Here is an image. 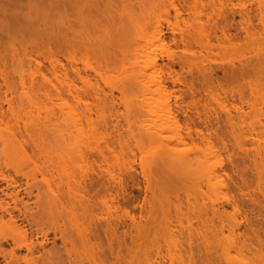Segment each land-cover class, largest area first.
Segmentation results:
<instances>
[{"label":"rangeland","instance_id":"rangeland-1","mask_svg":"<svg viewBox=\"0 0 264 264\" xmlns=\"http://www.w3.org/2000/svg\"><path fill=\"white\" fill-rule=\"evenodd\" d=\"M63 1L66 16L59 18L48 10L45 22L38 23L34 31L20 18L19 7L0 14V35L15 40L13 47L3 44L0 57L7 58V70L17 86L14 115L4 101L5 88L0 93V103L7 111L0 122V176L3 173L25 184L22 174H27L39 186L33 188L30 198L24 197L23 191L21 195L34 215L28 217L33 229L49 230L60 222L70 255L84 264H93L95 258L109 264L117 251L121 264H148L146 259L154 264H264V247L258 246L264 244V32L259 25L264 0H222L221 4L184 0L183 9L182 0ZM21 10L28 11L27 0L21 2ZM14 13L19 18L13 17ZM219 13L231 25L227 31L230 41L218 42L220 32L212 30L210 18ZM247 18L255 28L249 37L239 31ZM156 25L160 35L156 40L150 37L149 55L166 87L157 95L142 96L140 85L133 81L130 69L123 70L121 59L124 54L131 55L138 32L152 35ZM194 37L201 38V43ZM35 40L37 50L29 44ZM22 41L28 42L26 48L21 47ZM50 49L64 63L69 52L75 51L82 69L87 61L104 68L100 74L87 71L99 88L100 100L82 94L85 102H70L74 113L81 114L76 119L82 130L67 124L60 133L58 109L41 103V93L31 107L20 108L17 103L20 95L32 93L30 79L24 87L18 83L22 68L33 66V59L41 61L47 78L57 83L47 70ZM184 57L188 63L182 69ZM226 69L236 72L234 84L243 90L245 115L232 104ZM151 78L150 73L146 81ZM34 81L43 82L42 76L37 75ZM193 100L200 114L195 112ZM234 102L241 105L237 97ZM86 103L92 111L88 123L82 116ZM167 107L174 120L165 118ZM149 124L153 125L152 135L140 138L138 125ZM202 137L209 143H200L197 149L193 142ZM98 146L112 149H105L102 157L91 150ZM182 154L191 158L183 166ZM220 162L223 170L208 183L206 172ZM143 172L149 174L148 182ZM42 174L53 187L59 178L82 181L92 196V211L99 216L127 211L130 217L117 225L114 236L104 220L99 221L95 229L98 237L84 243L76 222L65 216L67 210L48 205ZM111 178L121 181V195L109 209L100 200L109 198ZM240 188L248 192L250 201L245 203L248 220L237 225L243 218H232L226 199L240 196ZM67 190L64 188V194ZM223 207L226 212L220 214ZM27 223L25 219L18 222L21 226ZM89 223L86 217L77 224L87 228ZM91 224L93 228L94 222ZM0 234L9 236L1 224ZM48 239L46 249L54 252L55 261L67 264L66 242L53 232ZM37 240L41 238L33 239ZM245 245L247 248L242 247Z\"/></svg>","mask_w":264,"mask_h":264},{"label":"bare ground","instance_id":"bare-ground-1","mask_svg":"<svg viewBox=\"0 0 264 264\" xmlns=\"http://www.w3.org/2000/svg\"><path fill=\"white\" fill-rule=\"evenodd\" d=\"M22 1L24 0H0V14H5L7 10H11V7H19L20 18L27 20V23L29 24V29L33 31L36 29L38 23L42 24L43 22H45V18L48 15V10L50 12H54V14H57L59 18H63L66 16L63 0H27L28 11L25 13L21 10ZM216 1L221 4L222 0ZM73 5L79 9V6L76 3ZM184 6L185 1L182 0V9L184 8ZM78 12H80V9ZM176 12L177 14H179L177 9ZM13 17L19 18L18 13H14ZM33 17L35 18V20L31 22V18ZM49 18L53 20V16L49 15ZM211 21L212 30L215 32H220V36H218V42L224 40L230 41L231 38L229 37L227 31L230 29L231 25L226 22L227 19L219 13L217 18H210V22ZM2 23L3 20L0 19V24ZM259 25L260 30L264 32L263 7L260 8ZM4 26L5 24L3 25V27ZM254 29L255 28L252 27V22L249 18L244 19L239 26V31L242 32L245 37L251 36L254 32ZM159 35L160 29L158 25H156L155 32L152 35H147L143 31L138 32L136 40L131 44V55L128 56V58L127 55L124 54L122 56L123 58L121 59V61L123 62V70H131L133 74V81H136V83L140 85V92L142 96L146 94L157 95L160 90L165 89L166 87V84L158 78L159 68L156 61L151 60L152 58L149 55V53H151L150 46L153 45V41H150V37L156 40L158 39ZM194 38L196 42L201 43V38ZM7 43L9 44V46L11 45L13 47L15 40L11 38L6 40L3 36L0 35V49L4 46L3 44ZM20 44L21 47L24 48L28 46V42L26 41H22ZM29 44L30 46L32 45L36 50L39 47L37 40H35L34 42H29ZM33 53L35 54V51H33ZM46 59L49 62V69L47 70L49 73H51L52 76L56 78L57 83H52L47 78L42 62L36 58L33 59V66H29L27 70H24L22 68L19 74L18 84L24 87L27 85V80L30 79V90L32 91L31 94L25 92L20 96L18 95L19 102L17 103L19 107H31L37 104L38 102L36 100L39 99L38 93H41V103L45 105L51 103L58 109L57 111L59 115L56 118L57 120L61 119L60 125L58 127V131L60 133H63L65 131V126L67 124H70V127L76 128L77 130H82V123L80 122V120L78 122V120L76 119L77 117H81V114L78 112L74 113L76 109L73 108L70 102L71 100H74L76 102H85V97L89 95H93L97 100H100L99 88L96 83H93L91 81L90 75L87 73V71L94 72L95 74H100L101 71L104 70L103 66L99 63L93 65L90 61H87L84 68L82 69L78 66L75 51L69 52L66 63H64L62 59L58 58L52 51V49H50V52L46 56ZM8 63L9 62L6 57H0V93L2 88H5L4 101L8 104V110L10 114L14 115V98H16V96H14L13 94L17 92V86L11 78L9 71L7 70ZM187 63L188 59L184 57L182 59V69H184V65ZM150 73L152 74V78L150 82H147L146 80L149 78ZM37 75L42 76L43 82L38 83L34 81ZM226 78L231 87L230 93L233 99L232 104L235 106L238 112L243 113L245 115L246 113L242 109V105L244 104V100H242L243 90L242 88L234 84V82L236 81V72H230L226 69ZM76 81H79L81 83V86H79ZM120 90L122 92L125 91L123 87L120 88ZM7 94H10L11 97L8 98ZM236 97L240 100L241 103V105H239L238 107L234 104ZM192 102L194 103L193 107L195 109V112L200 114L201 111L199 112L195 101L193 100L191 101V103ZM246 103H248V101H246ZM88 106L89 105H87L86 103L85 113L82 115L86 122H89L92 119V111ZM167 109L168 110H166V113L164 114L165 118H171L172 120H174L175 117L171 116V110L168 107ZM146 112H150L153 114L156 113V111H151L150 109H147ZM6 116L7 111L4 109L3 104L0 103V122ZM152 126V124H149L146 127L138 125L140 138H148V136H151ZM189 129L190 127L187 128L188 131ZM69 133L71 134V131H69ZM177 137L178 140H180L181 136L178 135ZM205 142L209 143L207 138L202 137L200 142L194 141L193 144L198 149V147H200V143ZM34 146L41 150L38 144H35ZM224 148H226L225 144ZM105 149L110 150L112 148H109V146H98L92 148L91 150L95 151L100 156L105 157ZM181 158L182 166L183 164H186L191 161V158L188 155L182 154ZM222 167L223 162H220L218 167L214 166L211 167V169H208L205 174L206 181L210 183L212 179H214L216 176H219L220 170H223ZM143 174L146 179H149L148 173L143 172ZM42 175L43 182L46 186V191L43 192V195L47 199L48 205H52L51 209L54 208L56 210H67L65 216L71 221L73 220L76 222L78 234L81 236V239L84 243L85 241L88 242L90 237L92 236L94 238L98 237L97 233L95 232V229L97 227L96 223H98L99 221L104 220L106 227L110 228L112 231L111 236H114L117 225L121 222L125 223L126 218L130 217L127 211L124 212V214H117L115 216L112 214V212L109 211L105 215L103 214L99 216L92 211L93 204L91 203H93V199L89 193V189L86 187V185L82 183V181L80 183L74 179L68 178L67 181L63 182L62 179L59 178L60 180L58 181L54 180L55 183L53 187L51 182L47 179L46 175ZM22 177L25 178V184L18 183L17 180L4 175L3 173L0 176V224L2 225L3 229L9 233V236L7 237L0 234V264H59L55 261L54 252H52L50 249H46V242L49 240V232H53L55 236H59L64 240L65 230L63 229V225L57 221L55 223V226L49 228V230H43L41 228L33 229L34 225L30 220H28V217H32L34 215L29 212L31 208L29 203H27V201H24V197L30 198L33 195V188H39V186L37 184H34V182H31L33 181V178L29 175L22 174ZM240 177L242 178L243 182H245V178L242 173L240 174ZM111 179L112 180L109 181V198L104 197L100 200V203L104 205V207H108L109 209L110 203L114 204V202L117 201V198H119L121 195L119 190V188L121 187V181L114 180L113 178ZM2 183H4L5 185L2 186ZM64 188L68 189L67 194H64ZM147 188H149V185L147 186ZM22 191L24 192V197L21 196ZM187 197L189 198L188 195ZM249 201L250 196L248 195L247 191L243 190V188H240V196L226 199V204L232 208V218L235 221L237 217L243 218V221L238 222L237 225H240L242 222H246L248 220V212L245 208V203ZM216 210L218 211V208H216ZM178 211H180V208H178ZM222 211L223 212L220 214H224V212H226L224 207ZM49 212L51 213V210ZM197 214L198 217H201L200 210L199 212H197ZM60 217H62V215H60ZM86 217L89 218V226L87 228L79 226L77 223L81 219ZM22 219L27 220L28 223L23 226L18 224V222L20 220L22 221ZM130 219L132 220L133 218L131 217ZM93 222L94 226L92 228L91 223ZM112 222H114V226L111 225ZM221 224L223 226H229V224H225L224 221H221ZM27 227H29V229ZM229 232L231 235H233V230L231 228L229 229ZM37 237H40L41 241L37 240L34 242L33 239ZM64 241L66 242V240ZM258 246L264 247V244L259 243ZM242 247L247 248V245ZM65 248L67 253V264H84V262L78 261L70 255V248H68L67 242ZM22 252H24V254H22ZM114 258L115 260L110 261L109 264H121L122 258L119 251L114 254ZM129 261L132 263L133 259L131 258ZM125 262L128 263V261ZM92 263L107 264L105 261L97 260L96 258L93 260ZM146 263L154 264L155 261H149V259H146ZM62 264L66 263L64 262Z\"/></svg>","mask_w":264,"mask_h":264}]
</instances>
